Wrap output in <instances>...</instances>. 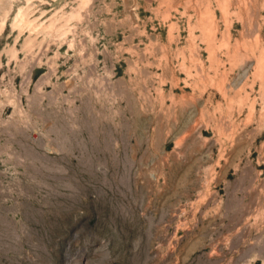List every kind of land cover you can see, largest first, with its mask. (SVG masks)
<instances>
[{"label": "rangeland", "instance_id": "1", "mask_svg": "<svg viewBox=\"0 0 264 264\" xmlns=\"http://www.w3.org/2000/svg\"><path fill=\"white\" fill-rule=\"evenodd\" d=\"M0 264H264V0H0Z\"/></svg>", "mask_w": 264, "mask_h": 264}]
</instances>
